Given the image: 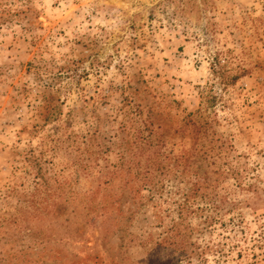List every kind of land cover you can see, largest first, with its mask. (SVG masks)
<instances>
[{"label":"rangeland","instance_id":"1","mask_svg":"<svg viewBox=\"0 0 264 264\" xmlns=\"http://www.w3.org/2000/svg\"><path fill=\"white\" fill-rule=\"evenodd\" d=\"M0 264H264V0H0Z\"/></svg>","mask_w":264,"mask_h":264},{"label":"trees","instance_id":"2","mask_svg":"<svg viewBox=\"0 0 264 264\" xmlns=\"http://www.w3.org/2000/svg\"><path fill=\"white\" fill-rule=\"evenodd\" d=\"M237 80L236 77H234L233 79L230 80L231 83H234Z\"/></svg>","mask_w":264,"mask_h":264}]
</instances>
